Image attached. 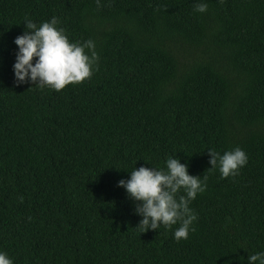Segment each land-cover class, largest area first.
<instances>
[{
  "label": "trees",
  "instance_id": "16d2710c",
  "mask_svg": "<svg viewBox=\"0 0 264 264\" xmlns=\"http://www.w3.org/2000/svg\"><path fill=\"white\" fill-rule=\"evenodd\" d=\"M197 2L0 0V250L14 264H247L264 251V0ZM26 16L93 39L98 71L61 91L16 84ZM236 146L239 175L207 170L208 148ZM171 155L208 177L180 241L178 225L141 233L117 186Z\"/></svg>",
  "mask_w": 264,
  "mask_h": 264
},
{
  "label": "clouds",
  "instance_id": "9594fccd",
  "mask_svg": "<svg viewBox=\"0 0 264 264\" xmlns=\"http://www.w3.org/2000/svg\"><path fill=\"white\" fill-rule=\"evenodd\" d=\"M96 3L99 7L100 0ZM207 10L208 4L204 0H198L194 5V11L198 13ZM23 23V34L14 39L18 47L12 66L16 84L30 83L41 89L61 91L69 84L90 79L98 71L99 54L93 39L70 40L56 16L40 23L26 16ZM207 152L211 165L207 170L218 169L221 178L239 175L248 163L246 152L239 146L222 154L214 148H208ZM207 179V175H190L187 163H181L178 157L171 155L165 160L164 167H134L129 178L119 180L117 186L126 190L134 202L135 214L142 217L137 226L141 233L178 225L173 238L180 241L188 239L189 233L195 230L193 222L197 216L190 204L206 190ZM20 199L22 201L23 197ZM241 248L246 246L242 244ZM0 264H14V260L0 250ZM247 264H264V251L249 254Z\"/></svg>",
  "mask_w": 264,
  "mask_h": 264
}]
</instances>
